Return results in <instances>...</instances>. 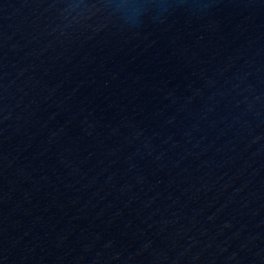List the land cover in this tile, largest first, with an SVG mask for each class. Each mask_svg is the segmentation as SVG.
I'll list each match as a JSON object with an SVG mask.
<instances>
[{
	"label": "water",
	"instance_id": "obj_1",
	"mask_svg": "<svg viewBox=\"0 0 264 264\" xmlns=\"http://www.w3.org/2000/svg\"><path fill=\"white\" fill-rule=\"evenodd\" d=\"M0 264H264V0H0Z\"/></svg>",
	"mask_w": 264,
	"mask_h": 264
}]
</instances>
